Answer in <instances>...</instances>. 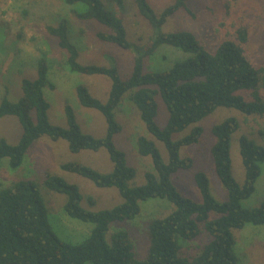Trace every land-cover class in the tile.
<instances>
[{"label": "trees", "instance_id": "trees-1", "mask_svg": "<svg viewBox=\"0 0 264 264\" xmlns=\"http://www.w3.org/2000/svg\"><path fill=\"white\" fill-rule=\"evenodd\" d=\"M63 1L72 7L78 20L96 21L108 28V32L95 34L100 42L133 52L132 71L124 79L116 65L80 64L79 45L70 36L69 23L61 21L57 26H47V33L67 52L70 72L101 75L111 80L105 102L95 98L86 85L80 84L76 88L80 104L98 111L105 118L106 134L96 138L83 132L70 106L65 107L67 127L50 122V105L44 97V89H54V85L48 80L47 61L41 58L37 63L36 78L22 79L19 101L11 102L7 97L0 101V120L15 117L22 129L16 145L0 140V166L3 159H8L11 169L19 168L29 148L45 136L54 142L65 140L72 153L105 149L113 164L110 173H100L75 162L61 165V169L91 181L98 188L117 189L123 202L98 212L85 210L76 185L47 173V189L68 197L64 207L66 214L93 225L87 239L69 244L61 241L49 224L46 206L34 181L20 180L0 188V264H240L233 231L243 230L247 225L264 226V201L253 209L243 206V202L255 192L262 176L264 146L246 136L240 138L245 178L239 184L232 173L231 159V140L239 124L235 118H229L213 127L216 142L211 149L212 160L216 175L228 193L223 202L212 195L209 179L204 173L195 175L202 203L184 196L173 184L172 176L193 167V159L181 158L180 152L182 148L199 142L203 135L199 123L217 109H235L264 119V67L256 66L246 54L248 26H239L234 38H226L213 50H207L191 31L162 32L169 18L181 10L190 11L187 6L190 0H174L160 14L154 11L148 0H135L138 14L155 34L147 46H140L128 39L121 16L126 0ZM163 46L172 47L185 57L174 61L168 70H150L146 59ZM124 97L136 108L147 131L164 144L169 158L165 162L152 140L138 136V154L150 157L153 164V172H146L145 183L138 187L129 186L136 171L128 165L125 153L114 141L115 136L123 131L116 112ZM157 98L162 99L168 111L163 128L156 121ZM190 127L189 134L173 140L174 135ZM155 199L168 201L174 209L168 216L150 221L149 248L144 259H136L134 243L125 230L115 232L111 243L108 242L107 235L113 223L134 220L142 212L141 203ZM89 202L94 205L96 200L89 198ZM212 213L217 217L211 219ZM203 230L208 236L207 243L202 247L186 248ZM193 250L195 253H191Z\"/></svg>", "mask_w": 264, "mask_h": 264}, {"label": "rangeland", "instance_id": "rangeland-1", "mask_svg": "<svg viewBox=\"0 0 264 264\" xmlns=\"http://www.w3.org/2000/svg\"><path fill=\"white\" fill-rule=\"evenodd\" d=\"M148 1L157 14L174 2V0ZM125 2L121 16L128 39L140 46H147L155 34L138 14L135 0ZM187 6L190 11L177 12L168 19L162 27V32L191 31L207 50H213L226 38H234L239 26L246 25L249 28V41L244 46L246 54L256 66L264 67V0H190ZM61 21L69 23L70 36L79 45L77 47L80 64L106 67L116 65L122 78L129 77L134 65L133 52L100 42L95 34L108 32V28L96 21L78 20L72 7L67 6L63 0H0V101L7 97L11 102H18L22 96V79H35L37 63L44 58L48 66V80L54 85V89H44V97L50 105L48 111L50 122L66 127L65 107L70 106L83 132L102 138L107 131L105 118L98 111L80 104L76 88L80 84L86 85L95 98L105 102L111 89V80L101 75L87 76L69 71L67 52L62 50L57 39L52 38L46 31L47 26H57ZM184 55L172 47L163 46L146 59V65L147 67L150 65L149 69L153 71L168 70L174 61L183 59ZM163 56L166 58L165 61L161 60ZM126 98L124 97L121 108L116 112V119L123 126V131L115 136L114 141L117 148L125 153L128 165L136 171V177L129 182V186L138 187L145 183V173L153 172L151 158L138 154L136 144L138 136H146L152 140L165 162H168L169 158L164 144L147 131L138 111ZM157 103L159 108L156 121L163 128L168 119V111L161 98H157ZM229 118H235L239 124L231 140L232 173L239 184H242L245 178L240 155V138L246 136L257 145L264 146V119L256 115L248 116L235 109L219 108L199 123L203 128L199 142L182 148L180 152L181 158L193 159V167L172 176L175 187L197 203L203 201L195 182V175L199 172L208 177L214 198L219 202L227 200V190L215 172L211 149L216 142L212 133L213 127ZM190 130L191 127L174 135L173 140L185 137ZM21 134L22 129L17 118L7 117L0 120V140L5 139L10 145H16ZM74 162L100 173H110L113 169L105 149L98 152L83 150L72 153L65 140L54 142L46 136L29 148L19 168L11 169L8 159H3L0 166V188L8 187L20 180L34 181L46 206L49 224L58 238L69 244H78L87 239L93 225L72 219L66 214L64 207L68 197L47 189L45 186L47 173L60 176L66 182L76 185L83 197L81 206L85 210L98 212L111 209L123 202L117 189L98 188L91 181L61 169V165ZM261 169L262 176L258 180L255 192L243 202L247 209L257 208L264 201V164L261 165ZM89 198L96 200L94 205L90 204ZM173 209V205L166 200L142 202L141 214L132 221L113 223L107 240L111 243V236L119 230L129 232L135 246L136 259H144L149 248L150 221L168 216ZM216 217L215 213L210 214L211 219ZM233 234L240 264H264V226L247 225L243 230L233 231ZM207 237L203 230L202 234L186 248L202 247L207 243Z\"/></svg>", "mask_w": 264, "mask_h": 264}, {"label": "crops", "instance_id": "crops-1", "mask_svg": "<svg viewBox=\"0 0 264 264\" xmlns=\"http://www.w3.org/2000/svg\"><path fill=\"white\" fill-rule=\"evenodd\" d=\"M65 118H66V116H65ZM67 122V121H66ZM54 125V124H53ZM66 125H67V123H66ZM58 126V125H57ZM67 127V126H66ZM113 170V169H112Z\"/></svg>", "mask_w": 264, "mask_h": 264}]
</instances>
